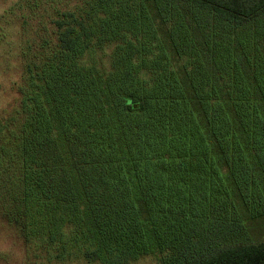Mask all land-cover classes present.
<instances>
[{"label":"trees","instance_id":"trees-1","mask_svg":"<svg viewBox=\"0 0 264 264\" xmlns=\"http://www.w3.org/2000/svg\"><path fill=\"white\" fill-rule=\"evenodd\" d=\"M152 1L161 20L128 3L100 36L84 22L61 34L45 109L0 146L2 219L25 240L88 231L103 264L155 250L156 264H264L227 188L264 213V58L243 66L226 48L264 35V0Z\"/></svg>","mask_w":264,"mask_h":264},{"label":"rangeland","instance_id":"rangeland-1","mask_svg":"<svg viewBox=\"0 0 264 264\" xmlns=\"http://www.w3.org/2000/svg\"><path fill=\"white\" fill-rule=\"evenodd\" d=\"M155 2V1H154ZM152 0H0V146L10 144L17 134L23 131L34 115V109H45L41 101H45L49 83L56 81L57 56L60 57L59 38L67 26L79 28V22H84L89 29L94 30L101 23L97 36L104 34L103 22L114 16L116 10L127 8L140 9L143 7L150 16L161 20L164 6ZM188 15L190 31L195 34V16L202 12L192 9ZM195 13L197 15H194ZM204 20V19H203ZM208 28L214 29L216 21L210 20ZM253 28V27H252ZM248 31L244 42L245 48L237 46L232 40V46L226 48L248 66L244 57L264 58V35L255 34L253 29ZM78 34L74 32V35ZM262 34V35H261ZM257 40V41H256ZM227 50V51H228ZM108 46L98 49L95 59L100 66L107 64ZM37 100V102L35 101ZM30 102H32L30 104ZM41 105V106H40ZM43 108V109H42ZM30 128V126H29ZM13 142V141H12ZM5 143V145H4ZM1 165V164H0ZM223 170V167H221ZM0 180L4 181L0 176ZM229 180V179H227ZM234 202V216L240 220L244 236L252 240L264 239V213L258 217L250 215L249 211L239 204L235 196L233 182L227 183ZM0 208V264H103L97 255L86 252L94 249L80 229L75 230L68 224L59 229L42 232V236L26 239L15 224H7L3 219L5 199ZM34 204V203H33ZM36 204L31 207L32 214L45 212ZM55 236L50 241V236ZM82 236L84 238H82ZM161 253L149 251L140 253L129 259L127 264H156ZM102 256V255H100Z\"/></svg>","mask_w":264,"mask_h":264}]
</instances>
